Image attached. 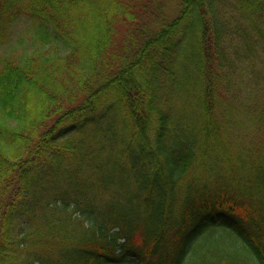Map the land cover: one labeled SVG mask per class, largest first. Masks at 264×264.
<instances>
[{
  "label": "trees",
  "instance_id": "16d2710c",
  "mask_svg": "<svg viewBox=\"0 0 264 264\" xmlns=\"http://www.w3.org/2000/svg\"><path fill=\"white\" fill-rule=\"evenodd\" d=\"M26 15L0 264H264V0H0V46Z\"/></svg>",
  "mask_w": 264,
  "mask_h": 264
},
{
  "label": "rangeland",
  "instance_id": "374dc122",
  "mask_svg": "<svg viewBox=\"0 0 264 264\" xmlns=\"http://www.w3.org/2000/svg\"><path fill=\"white\" fill-rule=\"evenodd\" d=\"M13 34L10 41L0 46V57L15 56L20 58L32 52L36 46H39L34 38L35 30L32 19L29 16H23L14 24ZM40 41V39H38Z\"/></svg>",
  "mask_w": 264,
  "mask_h": 264
}]
</instances>
